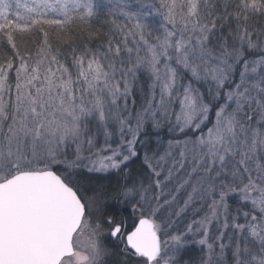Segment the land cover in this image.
<instances>
[{"label": "snow or ice", "instance_id": "1", "mask_svg": "<svg viewBox=\"0 0 264 264\" xmlns=\"http://www.w3.org/2000/svg\"><path fill=\"white\" fill-rule=\"evenodd\" d=\"M0 264H264V0H0Z\"/></svg>", "mask_w": 264, "mask_h": 264}]
</instances>
